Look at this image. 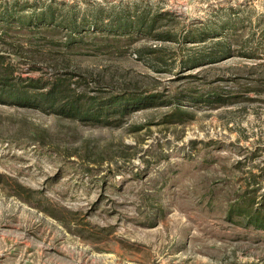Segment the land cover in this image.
Here are the masks:
<instances>
[{"label": "rangeland", "instance_id": "obj_1", "mask_svg": "<svg viewBox=\"0 0 264 264\" xmlns=\"http://www.w3.org/2000/svg\"><path fill=\"white\" fill-rule=\"evenodd\" d=\"M122 11L152 33L92 26ZM0 59L126 108L0 103V264H264V0H0Z\"/></svg>", "mask_w": 264, "mask_h": 264}, {"label": "trees", "instance_id": "obj_2", "mask_svg": "<svg viewBox=\"0 0 264 264\" xmlns=\"http://www.w3.org/2000/svg\"><path fill=\"white\" fill-rule=\"evenodd\" d=\"M55 17L54 10L48 8L40 15L35 16L33 20H40L42 23H51L55 26L69 27V36H72L74 32H80V25L76 24L75 20H69L68 24H64ZM96 17L92 22L95 29L116 33L129 30L152 33L155 22L154 18L148 19L146 14L130 15L124 11L117 12L112 18H108V21H104L102 15L99 17L96 15ZM2 65L4 64L0 59V66ZM4 66L3 71L0 70V103L11 102L36 107L73 120L91 119L97 123H108L107 117L111 113L123 115L126 112L125 102H123L125 98L115 96L105 100L98 98V96L88 95L86 92L72 88L70 82L63 76H57L52 80L43 82L42 84L46 85L43 90L33 92L34 86L41 80L30 78L27 83H23L20 78L14 80L8 66ZM136 99L138 98L131 97L129 101H136ZM235 211H238V214L246 215L247 219L255 223L264 225V192L262 193V209L255 206L249 210L245 205H242L237 207Z\"/></svg>", "mask_w": 264, "mask_h": 264}]
</instances>
